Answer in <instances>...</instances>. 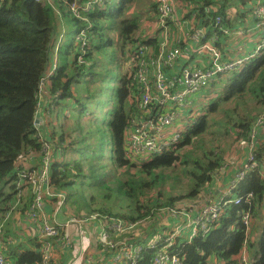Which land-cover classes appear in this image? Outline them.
Instances as JSON below:
<instances>
[{"label":"trees","instance_id":"16d2710c","mask_svg":"<svg viewBox=\"0 0 264 264\" xmlns=\"http://www.w3.org/2000/svg\"><path fill=\"white\" fill-rule=\"evenodd\" d=\"M73 1H0V182L9 179L11 183L18 160L28 152L37 154L39 151V129L34 127L33 121L38 83L44 79L49 100L56 98L57 106L65 107L63 119L70 117V113L65 118L64 114L72 108L76 114L91 111L87 121L80 115L71 117L73 125L67 129H63L62 119L56 113L60 124L57 130L48 129L53 143L50 184L56 192L66 195V204L58 219L64 221L93 212L120 217L126 223H138L127 233V239L134 243L145 242L156 232L167 229L163 225L165 219L171 221L161 208L176 207L177 200L188 197L204 200L212 191L213 184L220 178L214 173L226 161L212 151L202 156L208 157L207 160L193 159L195 152L188 149L197 137L208 131L212 114H216L224 102L247 90L256 91V98L264 102V50L201 91L191 115L185 111L180 121L181 125H187L180 139L162 153L140 161L128 157L126 149L130 119L138 115L134 96L138 89L132 79L135 50L151 44V53L156 54L157 39L134 36L138 16H129L127 12L137 0H104L93 4L88 12L80 11V17L69 10ZM87 1L92 0H77L81 5ZM247 1L234 0L232 5H245ZM205 4L214 5L213 0H201L196 8L186 9L191 24L206 22ZM192 13H195L193 18ZM215 14L227 17L225 2L211 16ZM72 28L84 30V43L77 35L68 37ZM147 28H154V24L148 23ZM112 29L117 30L115 38L110 37ZM170 31L173 34L176 31L173 23ZM52 66L55 69L47 78ZM103 99L112 110L106 109L101 117ZM253 120L242 118L234 123L236 135L243 143ZM260 137L263 143L256 150L258 168L248 172L229 195V199L244 198L248 194L251 197L248 201L242 199L239 204L228 203L206 233H199L188 244L175 246L183 255L184 264H242L240 257L244 249L250 264H264V219L259 232L253 225L246 232L241 219L245 211L251 214L250 219L264 212V136L260 134ZM182 152L185 153L182 155ZM241 154L242 148L231 163L237 165ZM181 166L189 179V189L178 196H165L158 189L165 181V171ZM119 170L122 171L117 173ZM9 188L13 190V185ZM113 197L121 204L120 214L109 208L110 205L106 206L105 201L92 206L97 198L108 201ZM45 200H49L47 208L52 206L53 212L55 198ZM84 226L91 231L92 226L97 228V222L90 221ZM39 246L36 242L34 249L11 254L14 255L12 264H40ZM98 250L108 260L109 253L99 246ZM153 253L154 249H143L136 264H150ZM4 255L9 258L10 252Z\"/></svg>","mask_w":264,"mask_h":264},{"label":"built area","instance_id":"2783aa9c","mask_svg":"<svg viewBox=\"0 0 264 264\" xmlns=\"http://www.w3.org/2000/svg\"><path fill=\"white\" fill-rule=\"evenodd\" d=\"M1 1V0H0ZM40 1V0H36ZM49 1V0H47ZM104 0L87 1L81 5L77 0L69 4V10L75 15H82L90 11L93 4L103 3ZM250 10L254 19V30L261 33L250 53L234 60H226L215 47V44L223 35H228L230 29L224 24L225 16L215 14L216 6L205 4L204 13L206 22L193 23L187 17V8H196L201 0H154L155 14L153 20L155 29L158 30L156 54H152L153 46L144 44L135 50L136 64L132 79L137 84L138 91L134 95L137 98L138 115L130 119L127 128L126 149L130 158L144 161L148 156L163 152L181 137V131L187 127L181 125L185 111L190 116L192 106L196 102L197 95L207 90L212 83L221 79L225 74L235 71L243 64L258 57L264 50V0H249ZM80 11L82 12L80 14ZM202 11V12H203ZM195 13H192V18ZM176 29L173 34L170 24ZM239 33L243 31L238 30ZM84 30L80 29L77 37L84 43ZM184 57L186 63L178 69L171 70L176 60ZM55 67L52 66L47 78L52 75ZM48 91L45 88V80L40 79L37 87V110L40 111L42 102ZM146 113V116L144 115ZM145 116V117H144ZM42 122V119H41ZM175 124L178 126L175 128ZM260 134L264 136V113L258 115L253 122L246 141L243 143L247 150L246 159L234 173L232 180L223 196L216 200H208L198 210L195 207L179 209L176 207L161 208L172 220L184 221L181 227L171 231L156 232L145 242L134 243L127 239V233H131L138 224L126 223L122 218L93 212L89 216L70 217L64 221L58 220L62 207L65 204L66 195L56 192L50 184V170L53 161V145L51 140L41 131L37 136L40 142L38 167H24L15 165L13 170L14 204L8 209L13 212L19 205L23 189L29 188L30 202L24 211L23 219L30 221L36 242L39 243L41 260L40 264H52L54 245L66 248L70 244L69 234L66 229L72 225L78 228L90 221L97 222L96 246L109 253L112 264H136L140 259L143 249H154L150 264H184L183 255L175 250L188 244L199 233H206L214 222L222 208L228 203L239 204L241 200L248 201L251 194L244 198L229 199L230 192L242 181L246 174L258 168L256 150L262 145ZM220 165V167H222ZM219 167V168H220ZM218 168V169H219ZM217 169V170H218ZM216 170V171H217ZM264 175V173L262 172ZM54 221L46 218L43 207L45 199H54ZM7 210V211H8ZM251 214L245 211L242 214V223L246 232L249 230ZM4 215L0 221V264H12L3 253L4 223L7 221ZM248 221V222H247ZM182 240L178 241L177 238ZM241 253L242 264H250ZM79 260L84 264H94L92 257L81 259L75 257L68 264H75Z\"/></svg>","mask_w":264,"mask_h":264},{"label":"crops","instance_id":"0c3cea01","mask_svg":"<svg viewBox=\"0 0 264 264\" xmlns=\"http://www.w3.org/2000/svg\"><path fill=\"white\" fill-rule=\"evenodd\" d=\"M50 2H52L50 0ZM223 0H213L214 6L216 9L220 7L223 3ZM227 7V17L225 16L224 24L226 27L230 29L228 35H223L220 40L215 44V47L220 50V53L223 55L224 59L226 60H234L238 57L245 56L251 52L254 46V34L257 33L256 30L253 32H243L239 33L238 30L242 31V29L247 28V24L249 26L252 25L251 17H246L247 14H251L250 6H242L239 5H232L226 4ZM155 3L153 0L152 4V15L155 14L154 11ZM240 18H245L244 23L240 20ZM153 24V20L151 21ZM146 33L144 35L153 36L157 38L158 41V34L157 30L154 28H145ZM155 33V34H154ZM157 44V43H156ZM226 49V52H225ZM238 51V53H235ZM186 63V59L184 57H179L175 64L173 65L171 70H168L169 74L173 71L178 69L180 66ZM221 80V79H219ZM56 98L51 102L49 100L48 95H45L42 107L40 109V116L41 119L44 118L45 124L41 125L44 127L41 132H43L49 138L48 129L51 131L50 121H51V113L55 114L58 108L56 104ZM177 127L178 124H175ZM247 150L242 146V156L238 161V164L231 163V161H235V159L231 161H226L223 163V166L220 167L214 175L220 177L217 181L213 184L212 191H209L208 194L213 195V199L216 200L220 196H223L226 188L228 187L230 181L232 180L234 173L240 167L242 162L246 159ZM40 155L39 153L35 154L32 152H28L27 155H24L18 160L16 165L24 166L28 168L38 167L40 165ZM231 165V167H229ZM230 172V173H229ZM264 173V171H262ZM215 176V177H216ZM8 181V182H6ZM227 181V182H226ZM4 187L0 188V221L3 219L4 212L12 206L14 197H12V193L10 190L9 179L4 181ZM217 186V187H215ZM207 198V196H206ZM205 198V199H206ZM30 191L29 188L25 187L23 189L22 198L19 205L13 211V215L11 216L10 220H7L4 223V234H3V243L5 244V252H10V256L8 255V259L13 261L15 253H19L23 250L34 249L36 243V237L34 236L33 229L31 228L30 221L24 220V211L27 209L29 202H30ZM203 201L201 199H197L198 206L195 208H199L203 205ZM49 200H45L43 203L44 213L46 218L50 221H54V216L52 212V206L47 208ZM66 204V203H65ZM167 215V214H166ZM171 219L169 216H167ZM15 218V219H14ZM15 222H12L13 220ZM59 220V219H58ZM172 220V219H171ZM177 228V226H171L167 228L165 231H171ZM66 232L69 234L70 237V244L66 248H60L57 245H54L52 261L54 264H68L72 261L75 257H79L81 259L87 258L88 256L92 257V262L94 264H112L110 262V257L108 260L100 253L98 247L96 246L95 240L97 235V228L96 226H92L91 231H88L86 226H82L78 228L76 225H72L66 229ZM75 264H84L77 260Z\"/></svg>","mask_w":264,"mask_h":264},{"label":"rangeland","instance_id":"374dc122","mask_svg":"<svg viewBox=\"0 0 264 264\" xmlns=\"http://www.w3.org/2000/svg\"><path fill=\"white\" fill-rule=\"evenodd\" d=\"M52 1V0H51ZM226 4H231L234 0H223ZM250 1H247L245 5L242 4V6H247ZM152 4L153 0H137L128 10L127 15H137L138 16V30L134 34V36L137 37H142L146 33L145 28H147V24L152 21ZM251 14H247L246 17H251L252 20V25L249 26L247 24L246 29H242L243 32H253L254 31V19L252 16V10H250ZM245 18H240L242 23H244ZM77 28H72L70 29L69 33L67 34L69 38H74L77 33H78ZM117 33L116 29L110 30V37H117L115 34ZM261 33H255L254 34V42H257L259 36ZM82 42V41H81ZM226 52V49H225ZM235 53H238L236 51ZM126 62L123 61V68L126 69ZM78 92V91H77ZM101 108V117H103V112L106 111V109L109 108V110H112V106L106 102V100H102V106ZM64 108H59L56 110V113L58 116L61 117L62 119V127L63 129L70 128L73 125L72 119L70 120L71 117L73 116H81V119L83 121H87L90 117L91 111H81L76 114V112L72 109H69L68 111L65 112L64 118L67 117L68 113H70L69 118H62V113L64 111ZM38 112L39 109H38ZM55 113V114H56ZM264 113V102L259 101L258 98H256V91L254 90H247V92L239 94L237 97L231 98L229 101L224 102L220 106V110L216 114H212V119L210 120V126L208 131L197 137L195 142H193L192 146L189 147L188 151H194L195 154H192V158L195 159H202L203 155L208 154L210 151L213 153H216L217 155H220L224 161H231L233 159H237V157L240 155L241 148L243 146V139L240 136L236 135V129L234 127V123L238 122L239 120L247 119V120H252L255 121L256 117L258 115H262ZM55 114H50L51 115V121H50V127L51 130H57V127L59 126L60 123L56 121ZM256 116V117H255ZM255 117V118H254ZM59 120V119H58ZM42 124H45L44 118H42ZM60 129V128H59ZM66 140L68 138L66 137ZM182 152L181 154L183 155ZM188 153V152H187ZM213 155V158L215 155ZM210 156V155H208ZM67 158V156H66ZM203 159L207 160L208 157H204ZM123 170V169H122ZM122 170L117 171V173L121 172ZM264 171V170H263ZM166 178L165 181L158 186V189L162 191V193L167 196V195H175L178 196L180 194L185 193L189 189V179L186 176V174L183 171V167H177L176 169L172 170H167L165 171ZM4 181L0 182V188L4 187ZM217 187V186H215ZM207 198L204 199L203 203H206L208 200H214L213 195L211 194H206ZM197 199L196 197H188V198H183L180 200H177L175 202V205L179 206V209H185L186 207L192 208V207H197ZM101 201H105V205L108 206L110 205L109 208H111L113 211H117V213H122V209L119 208L121 207L119 202H115V199L111 200H103L100 198L96 199V203L92 204L94 206L95 204L99 205ZM115 202V203H114ZM128 203L129 201L126 200ZM197 211L198 209H194ZM4 215H7L6 220H10L11 216L13 215V212L11 211H5ZM3 215V217H4ZM15 219V218H14ZM11 220L12 222H15ZM264 219V212L257 213V216L253 217V219H250L249 223V229L250 226L253 225V228L259 232L261 224ZM248 222V221H247ZM184 221L180 220H171L163 222V225H165L167 228L171 226H177L181 227ZM162 224V223H160ZM137 226V225H136ZM135 229V228H134ZM249 231V230H248ZM254 233V230H253ZM259 237V234L255 236V239L257 240ZM246 260H248V255L247 253L243 255Z\"/></svg>","mask_w":264,"mask_h":264},{"label":"clouds","instance_id":"9594fccd","mask_svg":"<svg viewBox=\"0 0 264 264\" xmlns=\"http://www.w3.org/2000/svg\"><path fill=\"white\" fill-rule=\"evenodd\" d=\"M48 2H50V0H49ZM154 11H155V8H154ZM152 20H153V15H152ZM153 22H154V20H153ZM154 29H155V22H154ZM156 30H157V29H156ZM157 32H158V30H157ZM147 36H148V35H147ZM156 36H157V35H156ZM144 37H146V35H143V38H144ZM150 38H153V36H152V37H149L148 39H150ZM155 38H156V37H155ZM156 39H157V38H156ZM35 115H36V113H35ZM39 116H40V114H39ZM34 118H35V117H34ZM40 118H41V116H40ZM40 125H41V124H40ZM43 128H44V127H43ZM43 128H42V129H43ZM42 129L37 130V132H38V131H41ZM39 143H40V142H39ZM52 145H53V143H52ZM38 153H39V151H38ZM161 153H162V152H161ZM61 155H62V154H61ZM23 156H24V155H23ZM23 156H22V157H23ZM9 181H10V180H9ZM9 185H10V182H9ZM10 190H11V193H13V190H12V189H10ZM13 197H14V196H13ZM231 199H232V198H231ZM13 204H14V200H13ZM13 204H12V205H13ZM9 208H10V207H9ZM9 208H8V209H9ZM8 209H7V210H8ZM119 218H120V217H119ZM4 252H5V251H3V253H4ZM4 256H5V255H4ZM7 259H8V258H7ZM8 260H9V259H8ZM9 261H10V260H9ZM10 262L12 263V261H10Z\"/></svg>","mask_w":264,"mask_h":264},{"label":"water","instance_id":"95a60500","mask_svg":"<svg viewBox=\"0 0 264 264\" xmlns=\"http://www.w3.org/2000/svg\"><path fill=\"white\" fill-rule=\"evenodd\" d=\"M33 123H34V127L35 128H38V129H42L43 128V126L40 125L41 124V118L39 116V113H36Z\"/></svg>","mask_w":264,"mask_h":264}]
</instances>
